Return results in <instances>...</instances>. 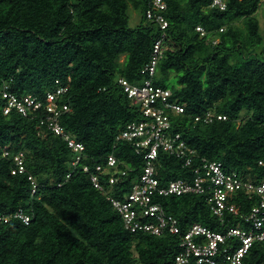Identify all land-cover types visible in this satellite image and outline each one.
Returning <instances> with one entry per match:
<instances>
[{"label": "trees", "instance_id": "1", "mask_svg": "<svg viewBox=\"0 0 264 264\" xmlns=\"http://www.w3.org/2000/svg\"><path fill=\"white\" fill-rule=\"evenodd\" d=\"M149 1L0 0V214L22 209L32 216L28 225L18 218L0 224V264L173 262L179 236L130 232L82 167H106L113 154L127 175L111 191L120 199L131 191L145 158L117 136L142 113L119 79L144 80L142 70L163 33L166 50L154 82L171 89V100L185 107L183 114L172 115L173 131L197 157L221 161L227 171L245 177H264V37L256 17L264 0H228L225 10L211 7L212 0H166L165 30L147 18ZM130 7L141 12L135 27L129 25ZM172 75L178 86L170 88ZM56 80L68 86L72 106L62 123L85 146L77 166L66 141L42 128L38 118L4 113V84L17 94L44 98ZM208 111L226 119L195 121ZM7 148L25 152L38 183L34 195L29 173H12V158L3 156ZM159 157L163 184L192 173L182 159L163 152ZM111 172L101 174L102 182ZM240 197L247 212L255 201ZM157 200L179 219L182 231L197 223L219 231L227 226L213 216L203 195ZM229 218L228 225L240 222ZM244 261L264 264V241L255 242Z\"/></svg>", "mask_w": 264, "mask_h": 264}, {"label": "built area", "instance_id": "2", "mask_svg": "<svg viewBox=\"0 0 264 264\" xmlns=\"http://www.w3.org/2000/svg\"><path fill=\"white\" fill-rule=\"evenodd\" d=\"M227 5L228 0L211 2V7L219 10L227 9ZM167 6L166 0H150L146 11L147 18L159 24L163 30L169 26L164 14ZM197 30L202 35L206 34L202 26H198ZM165 35L163 33L154 44L151 59L142 70L145 74L142 82L133 84L125 78L119 79L128 97L140 107L142 113V119L127 123L117 136L119 140L130 142L136 152L145 158L141 174L131 191L126 192L122 199L111 191L110 187L127 175L126 169L119 170V161L113 154L107 157L106 167L102 163H97L94 168L84 164L83 170L90 173L94 186L106 193L130 232L179 236L180 250L171 264H246L244 259L252 245L264 241V177L259 180L245 177L237 171H227L221 161L197 157L196 150L187 144L183 135L173 131L172 115L183 114L185 107L171 100V89L154 82L158 64L166 50ZM55 83L44 98L31 93L17 94L10 90L9 84H4V113L17 112L25 117L38 118L42 128L66 141L75 153L72 165L77 166L84 157L85 146L62 123L63 115L71 112L72 106L67 99L68 86L59 80ZM215 119H226V116L208 111L195 117V121L205 123ZM161 152L182 159L184 166L191 168L190 176L171 179L163 184L158 175ZM3 156L12 158L13 174L29 173L24 151L14 153L7 148ZM259 163L263 164L262 161ZM108 170L113 172L109 173L106 182H102L101 174ZM28 179L34 195L38 189L37 180L32 173L28 174ZM186 193L203 195L213 216L221 225H227L225 229L219 231L197 223L182 231L179 219L167 212L157 198ZM242 193L255 201L247 212H243ZM229 217H239L240 222L228 225ZM12 218H18L28 225L32 216L18 209L0 214V224Z\"/></svg>", "mask_w": 264, "mask_h": 264}, {"label": "rangeland", "instance_id": "3", "mask_svg": "<svg viewBox=\"0 0 264 264\" xmlns=\"http://www.w3.org/2000/svg\"><path fill=\"white\" fill-rule=\"evenodd\" d=\"M129 16H130L129 25L131 27L137 26L139 24V22L141 21V12L133 9L132 7L129 8ZM256 17L259 20L261 34L264 37V3H262L260 8L258 9V11L256 13ZM167 83H168L170 88H172L174 86H178L177 82H176V77L174 75H172L168 79ZM238 123H240V120L238 121Z\"/></svg>", "mask_w": 264, "mask_h": 264}]
</instances>
